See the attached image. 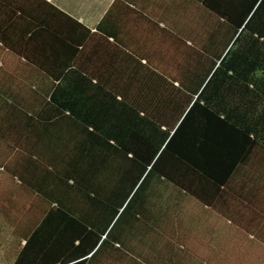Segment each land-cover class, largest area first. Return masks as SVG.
Masks as SVG:
<instances>
[{"label":"trees","instance_id":"obj_1","mask_svg":"<svg viewBox=\"0 0 264 264\" xmlns=\"http://www.w3.org/2000/svg\"><path fill=\"white\" fill-rule=\"evenodd\" d=\"M137 4L120 0V30L111 8L93 37L73 18L56 65L38 68L52 83L29 104L7 94L0 214L27 238L13 264H124L126 229L168 222L163 182L218 209L260 195L264 0L166 1L134 34ZM196 9L201 39L177 35Z\"/></svg>","mask_w":264,"mask_h":264},{"label":"crops","instance_id":"obj_2","mask_svg":"<svg viewBox=\"0 0 264 264\" xmlns=\"http://www.w3.org/2000/svg\"><path fill=\"white\" fill-rule=\"evenodd\" d=\"M137 1L140 11L132 15L134 34L137 33V28H149L148 21L150 17L155 16V12L149 9L156 11L160 8V4L162 7L163 3L171 0ZM174 1L182 3L185 0ZM111 8L113 11H110L109 19L116 21L120 30V0H0V103H3L0 109L8 107L7 100L11 97L7 94H13L14 89H18L19 94L12 98L18 100V97L23 95L24 100L29 104L30 100H35L33 85L51 82L50 79H41L44 76L38 68L56 65L52 59L53 53L60 46L57 37L66 33L70 25L71 29L75 27L73 18L86 24L91 29L90 36L93 37L92 33L97 30L99 23ZM180 19L182 21L181 17ZM181 26L183 27V23ZM182 33L177 31V35ZM83 43L84 40L80 43V47ZM65 58L67 59L66 55ZM76 65L78 66V63ZM7 111L11 112V110H0V115L4 116ZM6 143L5 140H0V148L6 147ZM0 155L8 158V162L15 160V151L12 149L5 150ZM30 195L35 197V193ZM30 204L31 201L23 210L29 209ZM0 221L11 228L8 240L0 242V261L4 264H13L19 248L26 244L27 238L23 234L19 236L14 234L16 224L3 219L2 214ZM142 227L124 231L129 235V239L132 238L127 242L130 254L124 264H157V233L155 229L152 232L149 228ZM119 244L120 240L117 241L116 246ZM111 260V263L104 264H120V255Z\"/></svg>","mask_w":264,"mask_h":264},{"label":"rangeland","instance_id":"obj_3","mask_svg":"<svg viewBox=\"0 0 264 264\" xmlns=\"http://www.w3.org/2000/svg\"><path fill=\"white\" fill-rule=\"evenodd\" d=\"M194 12L195 16L183 18L182 35L200 40L202 13ZM3 178L2 174L0 183ZM255 186L261 190L254 202L238 200L229 210L206 207L173 185L161 183L160 199L173 206L157 234L156 263L264 264V184ZM25 197L27 205L32 195ZM10 232L0 221V242L8 240Z\"/></svg>","mask_w":264,"mask_h":264}]
</instances>
